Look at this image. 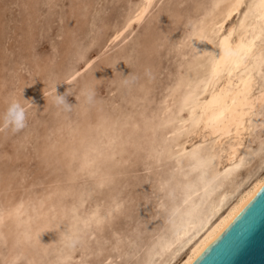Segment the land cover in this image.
I'll return each mask as SVG.
<instances>
[{
    "label": "rangeland",
    "instance_id": "obj_1",
    "mask_svg": "<svg viewBox=\"0 0 264 264\" xmlns=\"http://www.w3.org/2000/svg\"><path fill=\"white\" fill-rule=\"evenodd\" d=\"M141 1L0 0V113L16 100L26 117L17 129L0 122V264H61L74 203L81 217L119 204L113 231L125 239L130 208L154 178L159 183L161 174L149 167L147 155L153 140L159 144L174 128L160 127L168 119L161 100L180 78L181 40L199 21L208 29L225 0H153L136 21ZM131 18L132 25L111 40ZM208 47L196 41V49ZM77 71L81 75L73 79ZM56 95L65 102L53 103ZM180 95L169 105L174 112ZM110 141L114 159H108ZM92 161V168L81 170ZM101 175L111 181L98 187ZM57 188L66 195H50ZM21 201L19 221L7 218ZM79 259L78 252L72 255Z\"/></svg>",
    "mask_w": 264,
    "mask_h": 264
},
{
    "label": "snow or ice",
    "instance_id": "obj_2",
    "mask_svg": "<svg viewBox=\"0 0 264 264\" xmlns=\"http://www.w3.org/2000/svg\"><path fill=\"white\" fill-rule=\"evenodd\" d=\"M151 7V3L145 5L141 12L136 14V21H142L146 12ZM214 7L219 8L217 4ZM226 11L218 20L212 31L209 33L203 26V21L197 22L191 31L185 33L181 40V47L186 48L183 57L185 63L180 69V78L174 85L167 87L168 95L161 100V108L168 117L166 121L161 122V128L172 126L175 130L169 131L163 141L159 144L153 140L154 147L147 155L150 161L149 167L161 174L158 190L162 194L160 206L164 208V201L174 198L179 190L190 191L193 187V181L190 179L192 173H197L200 179L207 174L208 170L214 167L215 157L202 151L203 145L197 144L191 151L181 152L175 146L174 137L184 133H193L200 127H215L228 120L229 125L234 127L236 132L235 147L231 155L239 159L240 165L245 163L244 156H237V149H244L242 133L251 134L254 129L250 127L253 118L261 129L264 136V0H259L258 4H249L245 0H230L224 6ZM246 9V10H245ZM245 10V11H242ZM243 19L239 21L240 26L245 29L246 36L241 39L240 43L235 46L230 43L232 32L221 36L226 31L223 28V22L230 19L233 13H241ZM207 42L211 44L213 40L220 45L221 51L216 56H211L208 52L196 49V41ZM191 42V43H189ZM211 69V75L204 73L203 79L200 78L202 69ZM243 72V79L240 83L235 84V92L229 93L227 99H231V106L225 107L227 99L221 95L216 96L215 87L221 84L220 77L226 72L231 77L234 71ZM193 73H196L194 76ZM77 71L73 79L80 76ZM195 85V91H193ZM208 89H212V100L201 104L200 96L207 94ZM151 89L146 90V96L151 95ZM182 94L184 99L179 112H174L175 97ZM163 96L164 94L161 93ZM190 98L195 100L196 105L200 107L197 112L196 106L190 102ZM187 107L189 118L185 120L182 116L180 119H172V116H180V113ZM226 113H231L226 116ZM150 121H145L149 124ZM191 127H185V125ZM179 125V127H176ZM138 127V125H133ZM153 131H156L153 128ZM109 147L112 149L108 159H114L115 141H110ZM122 147V146H121ZM250 151V150H249ZM259 153L264 159V138L261 139ZM103 155V153H100ZM255 155V153H253ZM95 161L90 162L84 167L92 168ZM187 165V166H186ZM89 175L94 178L97 176L95 170L89 171ZM111 181L110 176L101 175L98 179V187H103L105 183ZM50 195H66L65 192L57 188ZM90 195V193L88 194ZM85 195L80 194L79 203L85 202ZM24 203L21 201L12 211L7 213V218L19 221L23 215ZM121 206L117 204L114 208H109L101 212L99 208L91 210L89 214L81 217L78 214L79 207L74 203L70 209L71 228L66 231L62 237V243L67 249L61 264H127L126 261V242L120 234L113 231L114 221L120 214ZM242 210V209H241ZM5 220V213L0 211V224ZM110 233V238H105V232ZM182 246V245H181ZM170 247V246H169ZM168 248L164 249L167 252ZM79 253L78 261L72 260L74 253ZM163 256V252L157 253ZM161 264H167L161 261Z\"/></svg>",
    "mask_w": 264,
    "mask_h": 264
},
{
    "label": "bare ground",
    "instance_id": "obj_3",
    "mask_svg": "<svg viewBox=\"0 0 264 264\" xmlns=\"http://www.w3.org/2000/svg\"><path fill=\"white\" fill-rule=\"evenodd\" d=\"M149 2L152 4L153 0H142L133 17L136 18V14L141 12ZM229 2L230 0H225L223 6L207 22L209 33L224 15L226 11L224 6ZM245 2L258 4L259 0H245ZM242 11L233 13L234 18L223 22V28L226 31L222 32L221 36L232 32L233 28L236 29L232 32L230 40L234 46L246 36L245 29L239 23L243 19ZM127 20L122 27L114 31L110 37L111 40L132 25V18ZM203 50L205 51V48ZM220 51V45L213 40L206 52L216 56ZM205 72L211 75L210 68L202 69L201 79ZM242 79V70L234 71L231 77L226 72L222 73L221 84L215 87L216 96H220L223 90V96L227 99L229 93L235 92V84L240 83ZM211 93L212 89H208L207 94H202L200 103L205 104L211 101ZM179 98L177 97V102L180 104ZM190 102L199 112L200 107L196 105L195 100L190 98ZM229 106H231V99H227L225 105V107ZM230 115L231 113H226V116ZM181 116L185 120L189 118L187 107L180 113L177 120ZM185 127H191V125H185ZM250 127L254 129L251 134L242 133L244 149L236 150L237 156L245 158V163L239 167H236L240 164L239 159L231 155L235 147L236 130L229 125L227 119L219 123L215 129L202 126L191 134L184 133L173 140L181 152L191 151L197 144L203 145L202 151L215 157L214 167L208 170L203 179H200L197 173H192L190 177L193 181L192 189L177 191L174 198L164 201V208L160 206L162 194L158 190L159 183L154 178L155 181L150 188L128 212L131 220L128 223V234L124 239L127 264H161V261L167 264H191L235 218L264 184V159L259 153L261 139L264 136L255 118ZM153 205L157 206L152 212ZM14 225H17V222H14ZM147 233H151V236L145 240ZM165 248H168L167 252H164ZM159 252H163V256L157 255Z\"/></svg>",
    "mask_w": 264,
    "mask_h": 264
},
{
    "label": "water",
    "instance_id": "obj_4",
    "mask_svg": "<svg viewBox=\"0 0 264 264\" xmlns=\"http://www.w3.org/2000/svg\"><path fill=\"white\" fill-rule=\"evenodd\" d=\"M191 264H264V184Z\"/></svg>",
    "mask_w": 264,
    "mask_h": 264
},
{
    "label": "clouds",
    "instance_id": "obj_5",
    "mask_svg": "<svg viewBox=\"0 0 264 264\" xmlns=\"http://www.w3.org/2000/svg\"><path fill=\"white\" fill-rule=\"evenodd\" d=\"M65 102L64 95L53 97V103L60 105ZM25 110L16 100L11 101L3 113H0V122L5 126H12L13 129L21 128L25 124Z\"/></svg>",
    "mask_w": 264,
    "mask_h": 264
}]
</instances>
